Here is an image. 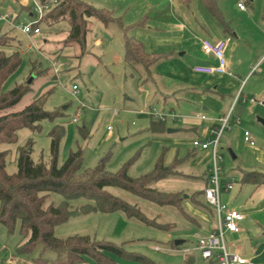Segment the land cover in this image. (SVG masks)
Returning <instances> with one entry per match:
<instances>
[{"label":"rangeland","instance_id":"1","mask_svg":"<svg viewBox=\"0 0 264 264\" xmlns=\"http://www.w3.org/2000/svg\"><path fill=\"white\" fill-rule=\"evenodd\" d=\"M83 1L111 11L113 17L121 18L125 26L148 17V26L154 27L151 33L171 39L186 37V45L192 48L188 53L189 60L202 54L201 39L215 38V30L221 29L199 0H193L188 6L180 0ZM36 2L41 3L40 0ZM239 2L245 4L246 11L238 8ZM217 6L233 30V34H226L225 37L230 42L225 53L227 71L235 68L252 69L242 87L249 99L238 100V103L235 101L230 110H234L235 115L238 111H243L245 117L239 120L240 125L235 123L236 126H232L228 133L233 139L232 148L221 151L224 159L221 166L224 172L234 176L237 181L236 188L232 191V195L237 197L239 189L245 186L241 183L239 169L247 171L255 167L264 172V126L260 122L264 120V105L260 104L264 97V60L259 62L264 53V0H217ZM28 7L23 0H0V17L8 16L10 21L14 22L12 27L8 22L0 20V34L11 36L13 39L7 42L23 53L20 67L10 77L3 90H11L17 84L27 82L31 87L15 108L1 112L0 115L21 111L43 95L46 97L47 111L53 112L60 108L64 110L65 115L54 123L42 122L39 131L22 129L18 132L15 144L1 145L0 149L8 152L7 173L17 172L18 149L30 142L32 159L35 162L49 163V133L57 123H62L65 128L59 164L67 159L70 150L80 147L83 150V165L86 169L95 168L101 159L108 156L107 169L110 172H117L129 162L128 174L136 178L151 172L162 155L166 164L171 163L175 157L186 156L189 150L188 136L182 132L172 135L168 133L169 130H179L183 125L188 112L186 106H193L196 111L199 105L186 100L185 95L177 91L181 86L174 80L167 79L172 77L163 70L168 60L159 62L158 68H161L153 71L152 79L147 78L140 65L127 67L124 59L123 30L116 23L105 25L96 18L88 20L84 48L76 42L65 44L69 31V24L65 20L53 24L41 21L38 23L40 33L27 36L17 27L39 21L38 16H31V13L36 11L32 9L30 13ZM146 28L134 27L128 30L127 35L136 37L137 33L149 32L148 27ZM140 37H143V34H140ZM146 43L149 44L148 41ZM173 49L177 56L181 48L174 46ZM230 59L233 60V66L228 64ZM33 63L36 72L32 71ZM73 86L78 87L76 93L73 92ZM252 97L259 102L252 103ZM136 111L138 114H135ZM160 115L166 116L164 121L167 131L154 134L149 130L150 118H159ZM172 115L181 117L174 120ZM73 119L77 122L74 123ZM84 127L90 131L87 139L79 134V129ZM245 130L250 132L255 142L252 147L244 140ZM231 152L237 159L232 158ZM206 163L210 164V161ZM158 187L168 192L184 191L185 197L191 196V184L183 181H166ZM62 200V196L58 194L49 198V202L54 204ZM85 203V200L73 202L75 205ZM143 205L149 215L157 218L158 224L170 225L171 228L151 227L122 213H74L67 221L55 227L54 234L59 238L82 235L119 246L125 244V251L143 256L150 260L151 264H209L199 252L192 250L196 246L195 234H208V227L215 223L216 218L211 206L203 199L196 203L189 198L184 199L180 207H159L151 203ZM188 217L193 218L195 222ZM255 223L246 220L242 223L244 230L240 234L226 233L225 244L230 252L232 250L244 255L250 237L251 240H264V231ZM27 240L28 237L23 238L20 233L19 223L12 232L0 223V264H14L16 260L31 262L32 258L38 257L40 247L30 256L18 253ZM179 241L183 242L180 252L169 251L179 250V247H172V244ZM156 246L164 248V251H157ZM54 255L52 251L47 250L44 257ZM110 258L115 264H142L115 255H110ZM82 264L101 263L88 258Z\"/></svg>","mask_w":264,"mask_h":264},{"label":"trees","instance_id":"2","mask_svg":"<svg viewBox=\"0 0 264 264\" xmlns=\"http://www.w3.org/2000/svg\"><path fill=\"white\" fill-rule=\"evenodd\" d=\"M58 1L59 3L38 23L43 21L53 24L67 21L69 31L65 44L76 42L83 48L88 33L89 18H96L105 25L116 23L124 32L125 62L133 67L140 65L147 78H152L153 66L164 56L148 53L143 42L128 36L130 27L125 26L121 18H114L111 11L94 7L83 0ZM180 1L188 6L193 0ZM199 1L219 21L224 32L232 34L233 30L220 12L217 0ZM27 10L30 8L28 7ZM147 20L148 17H143L135 25L144 27ZM11 39L13 38L8 34H0V113L15 108L31 88L27 82V84H17L11 90H3L22 62L23 53L7 42ZM32 65V71L36 72L34 63ZM45 101V95L39 96L21 111L0 115V146L15 144L18 140V132L22 129L39 131L42 122L54 123L64 117L65 112L60 108L53 112L47 111ZM149 130L154 134L165 133L167 131L165 121L151 117ZM64 134L65 128L62 123H57L50 131L49 163L35 162L32 159L31 142L25 147H20L17 158L18 169L13 174L6 171L8 152L0 149V223L10 232L14 231L18 223L20 224L21 235L23 238L28 237L27 242L18 250L20 255L30 256L36 248H41L39 256L31 257V262L16 260L14 264H82L88 258L101 264H115L110 255L142 264H151L152 262L147 258L125 251V244L119 246L82 235L59 238L55 236L54 229L67 221L74 213L94 212L122 213L148 226L170 229V225L158 224L157 218L149 215L143 204L180 207L184 199L189 198L196 203L203 199L209 205L205 198V189L185 197L184 191L168 192L158 187L159 183L166 179L192 177L185 170L190 153L182 158L175 157L169 164L165 163L162 155L151 172L134 178L128 174L129 162L117 172H110L107 169L108 156L101 159L95 168L86 169L83 165V150L80 147L77 150H70L67 159L59 164L60 146ZM79 134L87 139L90 131L84 127L79 129ZM208 169L199 177L205 180L206 187L210 181L211 168ZM242 182L263 185L264 175L258 172H245ZM54 194L62 196L63 200L58 204L49 202V198ZM78 200H85L87 203L73 204ZM214 212L213 209L212 213L215 216ZM188 219L195 222L191 217ZM181 246L172 244V247H179V249ZM47 250L52 251L55 254L54 257H44ZM188 262L190 263L191 259ZM209 264H215V262L210 261Z\"/></svg>","mask_w":264,"mask_h":264},{"label":"crops","instance_id":"3","mask_svg":"<svg viewBox=\"0 0 264 264\" xmlns=\"http://www.w3.org/2000/svg\"><path fill=\"white\" fill-rule=\"evenodd\" d=\"M141 19L142 18H140L139 20L135 22L133 21L134 23L133 22L130 23L128 26L130 27L129 30L133 29L134 27H138L135 24ZM214 19L216 18L214 17ZM149 21H150V18H148L147 24L144 27H139L143 29H147L146 27H148L149 30L147 31L149 32H146V33L140 32V33H137L136 37L135 36H132V37L143 42L148 53L163 55L164 57L160 59V61H163V59L168 60L166 64H164L163 70L164 72L170 74L172 77H167V79L172 80V81L174 80L175 83L181 86L180 88H178L177 91H179L180 94L185 95L186 100H190L191 103L193 104L195 103L199 105V109H197L196 111L192 108L193 106L192 107L186 106L185 109L188 112L186 113V117L184 118L183 125L180 126L179 130H176V131L172 130V131H169L168 133L172 135V134L182 132V134L188 136L187 143L189 145V150L187 154L190 153V159L185 167V170L192 177L187 178V179H166V180L161 181L159 184H162L166 181L168 183H172L174 181H183L185 183L191 184L190 194H192L193 192L203 191L206 187L205 180L200 179L199 177L203 175L206 169L211 168L212 155H211L210 150L203 151L198 148H194L192 143L196 139H200L203 141L209 139L211 137L210 131L212 130V128L219 125L218 120L221 117L230 114L231 116L230 128L227 129L228 131H227L226 136L223 137L222 135V138L220 141L219 155L222 159L221 163H223L224 159L221 155V151H223L225 148H228V150H230L233 146V139L230 135H228V133L232 130V126H236L235 123L239 124L240 123L239 120H241V118L244 119L245 117L243 111L242 112L238 111L235 115L234 110L232 112H230V110L233 104H235V101L236 103H238L237 96L240 92H241V98L239 100L246 101L249 99L244 93L245 89H243L242 87H243V83L249 77L252 69L249 70V68L248 69H241V68L236 69L235 68V69L227 71V73L225 74H218V73L213 74V75L197 74L194 72L195 66L204 65V66L215 67L218 65V61L216 60V58L211 54H207L203 52L200 47L202 54H199V57L195 56L193 59L189 60L188 53L191 47L189 48L188 44L186 45V41H185L186 37L183 38L180 36V38L177 37V38L171 39V38H165V36H159L157 34L151 33L150 31H152L154 27L148 26ZM216 21L220 25L217 19ZM155 29L157 31H161L158 28H155ZM215 33L217 34L216 37L209 38V39H212L214 41H217L219 39H226L225 38L226 34H229V33L224 32V29L222 26H221V29H216ZM140 34H143V37H140ZM139 38H143V39L140 40ZM147 41L149 42V44L146 43ZM177 44H180V45L178 46ZM174 46L181 48L177 56H175L176 53L174 52L175 50L173 49ZM228 49H229V46H228ZM186 58L188 60H186ZM262 60H264V53L261 55V59L259 62H262ZM160 61H158L153 66V71L155 69L161 68V67L158 68ZM259 62L257 64H259ZM228 64L230 66H233V60L230 59ZM125 65L127 67L130 66L126 62H125ZM263 69H264V66H263ZM263 75H264V70H263ZM167 83L169 86H171L169 84V81H167ZM263 91H264V88H263ZM215 97L218 98L219 100H217ZM262 99H264V97ZM263 105L264 104H261V106ZM172 109L171 111H173ZM137 112L138 111H136L135 114H138ZM198 114L206 115L207 120L198 119L196 117V115ZM176 116L181 117L180 115H176ZM173 119L176 120L175 118ZM173 128H178V127H173ZM246 131L247 130H245L244 133ZM244 133H243V137H244ZM249 146L252 147L250 144ZM258 154L259 152H257V155ZM231 155L233 159H237L234 153L231 152ZM209 161H210V164H207L206 162H209ZM223 172H224V169H223ZM245 172H258L264 175V172L257 170L255 167H252L248 169L247 171H245V169H239L241 183L245 186H242L239 189V194L237 197L232 195V191L236 188V186L231 192L222 194L221 197H222L223 203L227 205L229 204L231 208L239 210L245 216V219L240 223V232L235 233V234L231 233L232 235H237L243 232L244 229H243L242 223L245 222L246 220H249V221L251 220L252 222L255 221L256 222L255 224L258 225L259 229L264 231V184L263 185H253V184L243 183L242 177H243V173ZM224 177L227 179L228 178L235 179L234 176H229L225 172H224ZM229 199L231 203L228 202ZM215 227H216V219H215V223L211 224L208 227L209 232L212 231ZM249 240L250 242H248L247 244L248 246L247 249L244 250V255H241L232 250L231 252L229 250L228 251L232 254H237L239 256L245 257L251 260L252 262H254L255 264H264V240H255V239L251 240V237L249 238ZM182 244L183 242L179 245H182ZM231 246L233 245L231 244ZM238 248L242 250L241 247H238ZM180 250L181 249H179V252ZM192 251L199 252L196 250V246L194 247ZM185 253H188V252H185Z\"/></svg>","mask_w":264,"mask_h":264},{"label":"built area","instance_id":"4","mask_svg":"<svg viewBox=\"0 0 264 264\" xmlns=\"http://www.w3.org/2000/svg\"><path fill=\"white\" fill-rule=\"evenodd\" d=\"M41 3L38 4L36 0H23L26 6H29V12L32 9L36 13H31L33 17H39V21L50 12L55 5L59 3L58 0H40ZM33 7V8H32ZM238 8L241 11H246V6L243 2L238 3ZM0 20H4L9 23L10 26L14 27V22H11L8 16L0 17ZM39 21L34 24H22L17 28L25 35L32 36L40 33V29L36 25ZM201 49L207 54L213 55L218 61V65L204 66L198 65L194 67V72L197 74L213 75V74H225L227 73V63L225 59V53L229 46L228 39H219L214 41L209 38H204L200 43ZM78 90L77 86H73V92L76 93ZM241 98V92L238 94L237 99ZM252 103L259 102L255 98L250 99ZM260 104H264V99L260 101ZM166 116H159V119L165 120ZM196 117L200 120H207V116L204 114H198ZM173 118L179 119L180 117L173 115ZM219 125L212 128L210 131L211 137L205 141L196 139L193 141L192 145L194 148H198L203 151H211L212 155V166L210 169V181L209 185L205 188V198L207 203L214 209L216 218V227L210 231L208 234H195L196 239V250L199 251L203 260L210 262L214 261L215 264H255L251 260L239 256L237 254H232L228 251L225 244V235L229 233H239L240 223L245 219V216L239 210L231 208L229 205L223 203L222 194L231 192L235 185L236 180L234 178H225L223 169L220 165L222 159L219 155L220 141L223 133L230 128L231 116L230 114L221 117L219 120ZM73 122H77L73 119ZM245 141L251 146L255 145L250 132L246 131L244 133ZM157 251H164V248L156 246ZM177 251L174 249H169V251Z\"/></svg>","mask_w":264,"mask_h":264},{"label":"water","instance_id":"5","mask_svg":"<svg viewBox=\"0 0 264 264\" xmlns=\"http://www.w3.org/2000/svg\"><path fill=\"white\" fill-rule=\"evenodd\" d=\"M260 122L263 124V126H264V120H260ZM169 131H172V130H169ZM182 242L181 241H179V242H177V245H179V244H181Z\"/></svg>","mask_w":264,"mask_h":264}]
</instances>
